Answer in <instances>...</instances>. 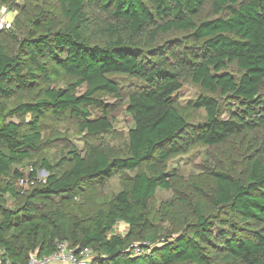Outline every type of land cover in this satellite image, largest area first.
Instances as JSON below:
<instances>
[{
  "label": "trees",
  "instance_id": "trees-1",
  "mask_svg": "<svg viewBox=\"0 0 264 264\" xmlns=\"http://www.w3.org/2000/svg\"><path fill=\"white\" fill-rule=\"evenodd\" d=\"M58 4L62 26L43 20L40 12L25 36L10 35L17 53L0 43V99L33 92L37 74L48 79L44 61L74 80L66 89L45 88L7 112L30 115L27 128L0 122V258L27 264L31 254L50 255L57 241H67L73 250L93 252L91 264H264V0ZM167 35L177 36L162 42ZM112 74L142 83L127 96L133 127L121 149L94 141L111 130L107 107L97 96L120 97ZM184 77L210 94L188 104L205 111L204 122L190 125L182 114L175 95ZM46 113L73 119L85 146L69 148L54 165L43 159L45 182L26 193L14 187L23 176L14 167L41 150L39 125ZM238 137L251 141L241 170L234 160L229 172L216 162L206 174L207 190L198 184L186 193L173 189L171 157L196 144L218 148ZM126 172L133 176L94 215L71 216L62 204H47ZM8 176L12 182L5 181ZM157 190L173 194L174 202L162 207L168 215L170 206L176 237L154 229L149 203ZM7 195L24 197L23 205L8 208ZM118 223L128 227L125 236L113 233ZM136 245L139 256L133 255Z\"/></svg>",
  "mask_w": 264,
  "mask_h": 264
},
{
  "label": "rangeland",
  "instance_id": "rangeland-1",
  "mask_svg": "<svg viewBox=\"0 0 264 264\" xmlns=\"http://www.w3.org/2000/svg\"><path fill=\"white\" fill-rule=\"evenodd\" d=\"M40 12H43V20H52L56 28L64 24L58 0H8L7 4H3L0 0V22L10 25L9 28L0 30V43L5 47V51L9 54L17 53L19 45L11 39L10 35H15L18 39L25 36L31 30L32 17ZM176 36L167 35L162 39V42ZM44 64L47 67L48 79H44L43 76L37 74L36 83L33 85V92L21 90L15 94L13 99H0V104L3 107V112L0 113V122L12 121L19 124L22 129L27 128L28 123L31 121L30 115L9 116L7 112L21 102L38 98V96H41V91L45 88L66 89L74 83L72 78L66 76L53 63L44 61ZM227 71L238 75L237 69L234 66H229ZM109 78L119 86L120 97L115 98L107 94H99L97 96L107 107L108 116L111 120V130L101 135L98 139H94V141L95 143L103 142L105 145L121 149L128 142V132L133 127L132 121L126 111L127 96L142 86V83L124 74H112ZM181 83L182 88L175 95V98L183 110L182 114L186 122L190 125L204 122L206 118L205 111L189 108L188 104L195 101L199 96H209L210 94L193 84L189 77H184ZM77 92L81 94L84 92V89H78ZM37 93L40 95H37ZM219 99L224 101L222 98ZM225 104L229 106L228 101H224L222 105ZM39 132L42 139L41 150L37 154H34L24 165L14 167L23 175H26L29 168H32L35 173L34 177L37 179L35 186L43 185L47 177L46 171L41 167L43 159L50 165H54L61 162L62 158L67 157L69 148L76 147L81 150L85 146L84 141H86L85 136L78 133L75 121L67 114L60 118H55L51 114L46 113L40 121ZM250 147L251 141H245L243 138L238 137L218 148H208L196 144L190 147L186 154L171 157L167 161L168 170L177 174V178L172 185L173 189L186 193L192 184H198L204 190H207L209 182L206 174L209 169L217 162V164L223 165L229 172L231 169L229 161L234 160L237 171L241 170ZM262 149L260 148V150ZM130 176H133V173L116 174L106 181L103 186L87 185L79 189L72 199L55 198L47 201V204H62L66 212L71 216L94 215L99 208L104 207L122 190L123 183ZM5 181L12 182L10 176ZM14 187L18 189L15 183ZM25 191L28 193L30 188ZM172 202L174 200L171 191L157 190L152 201L149 203V213L154 229L166 235L173 234L176 237L178 227L173 217H171L170 206H168V215H164L165 209L162 207L164 203ZM5 203V206L8 208H15L23 205L24 197L20 196L14 199L7 195L5 196ZM180 207L181 205H178L177 209H173V213L177 215ZM113 233L125 236L128 233V227L124 223H118L114 227ZM94 256L93 252H88L87 260L89 264H91Z\"/></svg>",
  "mask_w": 264,
  "mask_h": 264
},
{
  "label": "built area",
  "instance_id": "built-area-1",
  "mask_svg": "<svg viewBox=\"0 0 264 264\" xmlns=\"http://www.w3.org/2000/svg\"><path fill=\"white\" fill-rule=\"evenodd\" d=\"M10 25L0 22V30L3 28H9ZM34 172L32 168H29L26 175L21 176L16 183V186L25 191L28 188L34 187L36 184V178L31 174ZM90 250L85 249L82 251L73 250L70 248L67 241H57L56 249L53 253L46 256H37L35 253L29 256L27 264H89L87 260L88 252ZM139 246H134L133 255H141ZM0 264H12L8 260L0 258Z\"/></svg>",
  "mask_w": 264,
  "mask_h": 264
}]
</instances>
